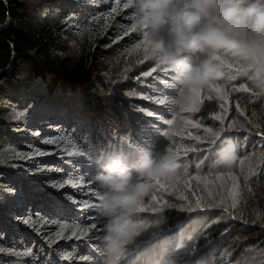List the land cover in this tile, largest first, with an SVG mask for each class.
I'll use <instances>...</instances> for the list:
<instances>
[{
  "label": "trees",
  "instance_id": "obj_1",
  "mask_svg": "<svg viewBox=\"0 0 264 264\" xmlns=\"http://www.w3.org/2000/svg\"><path fill=\"white\" fill-rule=\"evenodd\" d=\"M131 11L127 0H0V264H80L102 252L106 219L80 210L81 188L95 192L86 202L96 205L102 189L93 176L101 153L122 146L135 161L151 141L128 130L148 117L145 103L129 94L162 79L151 45L132 27ZM167 37L165 28L159 38ZM221 60L226 77L200 89L199 103L176 106L170 125L156 136L157 154L168 152L180 167L159 178L178 181L173 195L155 178L149 189L183 198L170 204L175 211L167 212V225L135 242L131 250L138 254L127 264L152 250L161 256L154 264H214L241 237L264 252V93L231 57ZM144 78L148 85L138 87ZM173 93L180 102L191 95L179 85ZM181 118L186 124L173 132ZM225 137L238 145L230 168L214 163ZM210 172L224 193L213 196ZM225 209L229 231L217 221L210 238L198 242L208 220L226 215ZM255 264H264V253Z\"/></svg>",
  "mask_w": 264,
  "mask_h": 264
},
{
  "label": "clouds",
  "instance_id": "obj_2",
  "mask_svg": "<svg viewBox=\"0 0 264 264\" xmlns=\"http://www.w3.org/2000/svg\"><path fill=\"white\" fill-rule=\"evenodd\" d=\"M127 4L133 29L151 45L149 55L182 90L194 92L224 79L223 55L240 64L241 74L264 93V0H127ZM165 28L167 42L159 38ZM237 156L238 145L225 137L214 163L230 168ZM96 166L93 180L102 191L95 209L106 219L102 264H121L136 241L140 224L134 216L149 192L146 179L174 175L180 164L168 152L154 155L149 149H141L130 161L124 147L112 145L96 159ZM153 223L160 227L166 219L161 215Z\"/></svg>",
  "mask_w": 264,
  "mask_h": 264
},
{
  "label": "rangeland",
  "instance_id": "obj_3",
  "mask_svg": "<svg viewBox=\"0 0 264 264\" xmlns=\"http://www.w3.org/2000/svg\"><path fill=\"white\" fill-rule=\"evenodd\" d=\"M168 40H169V37L164 38L165 42H167ZM143 64H145V62H143L142 65ZM140 69L142 70L143 67L140 66ZM160 74L162 76V79H156L158 81L149 90H140L137 88L134 92H130V94H129V96L132 97L134 102L137 100H141L145 103L142 110H143L144 114L148 115V117H147L146 121H143L140 124L135 125L134 127L131 126V128H129L128 130H130L132 134H134L137 131L144 132L151 141L148 142V144L143 146V147L145 149L151 150L153 152V154H157V152L154 150V141L157 139L156 136L158 135V133H160V131H162V129H164L170 125L169 118L173 117V115L177 111L176 106L185 104V102H186V104L191 105L192 103H194L196 101V98H194L193 93L190 92L189 94H191V95L190 96L184 95L183 101L180 102L178 100L177 93H173V90L174 91L177 90L178 84H176L175 81L172 79L171 73L168 72L164 68V66L161 65ZM150 75H151V73L148 74L147 76H150ZM142 85H148V81L145 78L143 80H140L137 83L138 87H141ZM163 88L164 89H170L172 91H170V93H167L165 91L161 92L160 90H162ZM157 91L160 93V95H156L155 92H157ZM144 97H147V98L145 99ZM207 97H208V99L210 97V99H209L210 102H212L218 108L219 105L217 104L216 101L213 100L212 94L207 95ZM160 99H163L165 101V103L164 104L158 103L157 101ZM168 105H169V107H171V111L167 108ZM180 120L181 121L177 122L174 125L173 130H172L173 132H180L182 124L183 123L186 124L185 121H187L188 119L187 118H181ZM128 130H125L124 133H126V131H128ZM181 136L193 139L192 134H183ZM139 138H143V136L139 137ZM201 148L202 147L200 146L199 149H195V150L199 151ZM192 150H194L192 147L187 149V151H192ZM246 170L248 171V168H246ZM210 173H211L210 180L214 182V190L211 191V192H214L213 196H216L215 194H217V193H221V194L224 193V191H225L224 188H218L217 189V185H219V183L217 182V180L219 179L218 176L216 175L217 173L216 172H210ZM149 180H150V178H147L146 182L148 183ZM167 181H169V182H165L167 187L161 188V189L163 192L173 195L174 186H176L175 182H178V181L175 179H168ZM93 182L96 183L94 180H93ZM190 183H194L195 185H197V182L195 180H191ZM195 191H198V187L195 189ZM80 192L82 193V194H80L81 197H80V201H79L80 210L85 209L87 217H90L91 214L97 213L95 207H86V206H89V204L86 202V197L87 196L97 197L95 192H92L91 190H84L83 187L81 188ZM206 193H207L206 191H203L201 193V197L202 198L206 197ZM153 196L156 197L155 201L152 199ZM176 197H180V198L182 197L183 198V196H176ZM176 197H173V196L172 197H165L161 192L149 189V192L145 196L144 202H143V207L145 210L143 212H137L134 216V219L140 225H146L147 227H145L141 231V234L136 237L135 242L139 241V239L144 234H147L149 232H153L154 230L159 229L161 227V226L157 227L153 223L161 215L164 216L165 219L170 218V214H168L167 212L175 211L174 209H170L171 208L170 204L176 205V202H177L175 199ZM198 200H200V197L195 198L193 202H195V204H199V202H197ZM90 205H95V204H90ZM179 207H182V205ZM167 209L169 211H166ZM212 211L214 212L215 210H212ZM225 211L227 213L226 215L214 217L211 219V221L208 220V223L206 224V226L203 229L204 233L202 235H200V238H198V240H199L198 242H204L210 238V233L212 232L213 227H217L215 225H219L216 223L217 221H222L223 226L228 227V229L225 231V233H227L229 231L230 225L227 223L224 224L226 222L225 221L226 217L229 216L228 211L226 209H225ZM102 218H104V217H102ZM197 223H198L197 221H192L193 225H197ZM164 225H167V224H164ZM160 234H162V233L159 232L155 235L150 234L148 237L158 236ZM147 238H146L145 242L148 240ZM226 240H228V239H226ZM167 241L168 240L165 239L164 243H166ZM246 242H249L247 240V238L241 237L239 239V243H237V242L232 243V246L230 247L232 250L231 251H225V253L221 257H218L216 259V262L214 264H238L239 260H240V262H243L244 264L245 263L255 264L257 262L258 255H260L264 252H261V249L259 247L255 246L251 243H246ZM135 245H136V243L132 244L131 247L129 246V249H132ZM142 245L143 244L140 243L139 247H138V244H137V248L140 250ZM238 253H239V256H238ZM102 256H103V252H101L100 254H94V256L92 258L91 257L80 258L79 260H77V262H80V264H102ZM130 261L135 262L133 260V258H131V257H129V259L127 261L122 260V262H124L125 264H127ZM137 264H145V263H144V261H142V259H140V260H137Z\"/></svg>",
  "mask_w": 264,
  "mask_h": 264
},
{
  "label": "snow or ice",
  "instance_id": "obj_4",
  "mask_svg": "<svg viewBox=\"0 0 264 264\" xmlns=\"http://www.w3.org/2000/svg\"><path fill=\"white\" fill-rule=\"evenodd\" d=\"M228 66V68H232V67H234V65H232V64H228L227 65ZM193 93V96H194V98H196V102L197 103H199L200 101H199V90H196V91H194V92H192ZM145 99L147 98V97H144ZM209 99H210V97H209ZM158 103H160V104H164L165 103V101L163 100V99H160V100H158L157 101ZM217 119H220V117H217ZM196 127H199V125H195ZM206 131H211L210 129H207ZM158 133V132H157ZM159 134V133H158ZM143 135H145V133L144 132H140V133H137V136L138 137H142ZM135 146V145H134ZM169 151H171V149L169 150ZM180 153L179 152H177L176 153V155L178 156ZM155 183L157 184V185H159L161 188H165V187H167V185L166 184H164V183H162L161 182V180L159 179V178H155ZM152 199L155 201L156 200V197L155 196H153L152 197ZM86 207H95V205H89V206H86ZM145 209H144V207L142 206L140 209H138V212H143ZM195 209H193V211H194ZM26 223H27V221H25ZM145 227H147L146 225H140L139 226V228H138V231H137V236H139L140 234H141V231L145 228ZM138 253H135V252H133L131 249H127L126 251H125V254H124V258H123V260H125V261H127L128 259H129V257H131V256H133V255H137ZM65 258H67V257H65Z\"/></svg>",
  "mask_w": 264,
  "mask_h": 264
},
{
  "label": "bare ground",
  "instance_id": "obj_5",
  "mask_svg": "<svg viewBox=\"0 0 264 264\" xmlns=\"http://www.w3.org/2000/svg\"><path fill=\"white\" fill-rule=\"evenodd\" d=\"M156 250H152L148 254H144L142 256V261H144L145 264H154L157 260V258L161 257L159 253H156ZM143 253V250L140 248V254L141 256ZM121 264H125L124 262H121ZM200 264H207V262H201Z\"/></svg>",
  "mask_w": 264,
  "mask_h": 264
}]
</instances>
